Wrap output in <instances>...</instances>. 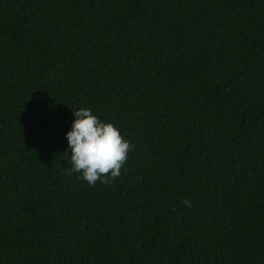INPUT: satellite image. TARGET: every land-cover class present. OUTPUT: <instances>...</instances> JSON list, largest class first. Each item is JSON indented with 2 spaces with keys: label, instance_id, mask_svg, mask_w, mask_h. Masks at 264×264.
Instances as JSON below:
<instances>
[{
  "label": "trees",
  "instance_id": "trees-1",
  "mask_svg": "<svg viewBox=\"0 0 264 264\" xmlns=\"http://www.w3.org/2000/svg\"><path fill=\"white\" fill-rule=\"evenodd\" d=\"M81 106L110 184L67 174ZM0 264H264V0H0Z\"/></svg>",
  "mask_w": 264,
  "mask_h": 264
},
{
  "label": "clouds",
  "instance_id": "clouds-1",
  "mask_svg": "<svg viewBox=\"0 0 264 264\" xmlns=\"http://www.w3.org/2000/svg\"><path fill=\"white\" fill-rule=\"evenodd\" d=\"M71 126L65 131L67 174L77 173L89 185L98 180L110 184L120 174L132 145L114 122L99 118L89 107L72 110ZM182 203L191 207L188 198Z\"/></svg>",
  "mask_w": 264,
  "mask_h": 264
}]
</instances>
